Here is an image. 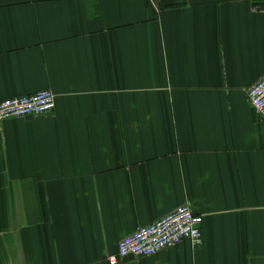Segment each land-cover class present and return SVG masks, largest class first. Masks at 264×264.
I'll return each mask as SVG.
<instances>
[{
	"label": "crops",
	"instance_id": "0c3cea01",
	"mask_svg": "<svg viewBox=\"0 0 264 264\" xmlns=\"http://www.w3.org/2000/svg\"><path fill=\"white\" fill-rule=\"evenodd\" d=\"M260 5L255 8V5ZM264 0H0V264H109L181 204L183 240L116 264H264Z\"/></svg>",
	"mask_w": 264,
	"mask_h": 264
},
{
	"label": "built area",
	"instance_id": "2783aa9c",
	"mask_svg": "<svg viewBox=\"0 0 264 264\" xmlns=\"http://www.w3.org/2000/svg\"><path fill=\"white\" fill-rule=\"evenodd\" d=\"M253 1V0H249ZM258 5H255V8ZM247 100L253 111L264 119V75L247 89ZM55 106V95L49 89L19 94L0 100V120L50 113ZM202 215L194 213L188 204L178 205L154 221L140 226L122 237L114 254L108 255L109 264H116L129 254L133 257L153 255L164 248L187 240L192 246L201 243Z\"/></svg>",
	"mask_w": 264,
	"mask_h": 264
},
{
	"label": "water",
	"instance_id": "95a60500",
	"mask_svg": "<svg viewBox=\"0 0 264 264\" xmlns=\"http://www.w3.org/2000/svg\"><path fill=\"white\" fill-rule=\"evenodd\" d=\"M127 257H128V258H133V255L129 254Z\"/></svg>",
	"mask_w": 264,
	"mask_h": 264
},
{
	"label": "trees",
	"instance_id": "16d2710c",
	"mask_svg": "<svg viewBox=\"0 0 264 264\" xmlns=\"http://www.w3.org/2000/svg\"><path fill=\"white\" fill-rule=\"evenodd\" d=\"M258 5V4H257ZM258 6H260V5H258Z\"/></svg>",
	"mask_w": 264,
	"mask_h": 264
}]
</instances>
